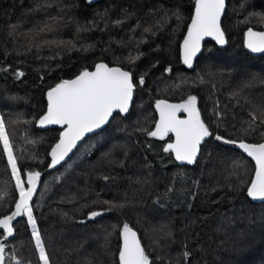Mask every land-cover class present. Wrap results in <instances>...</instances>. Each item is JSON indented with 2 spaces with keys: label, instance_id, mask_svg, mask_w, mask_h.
<instances>
[{
  "label": "trees",
  "instance_id": "obj_1",
  "mask_svg": "<svg viewBox=\"0 0 264 264\" xmlns=\"http://www.w3.org/2000/svg\"><path fill=\"white\" fill-rule=\"evenodd\" d=\"M228 2L229 47L207 41L190 71L180 50L195 0H0V115L26 188L27 172L50 167L62 132L37 127L50 88L100 62L130 71L137 87L129 116L117 114L43 178L31 206L49 264H119L125 222L153 264H264V203L247 195L255 162L216 140L264 142V125L249 130L252 114L259 124L264 111V55L249 53L244 40L249 28L264 32V0ZM50 17L57 18L54 31L36 35ZM189 95L212 133L192 164L164 151L175 140L171 133L146 134L159 120L156 101L179 104ZM18 198L0 143V219L15 211ZM104 202L123 207L105 211ZM91 211L102 214L90 218ZM32 231L24 214L7 240L9 253L23 264H43Z\"/></svg>",
  "mask_w": 264,
  "mask_h": 264
},
{
  "label": "snow or ice",
  "instance_id": "obj_2",
  "mask_svg": "<svg viewBox=\"0 0 264 264\" xmlns=\"http://www.w3.org/2000/svg\"><path fill=\"white\" fill-rule=\"evenodd\" d=\"M43 7H50V5ZM224 10L225 0H195L194 15L188 25L187 35L182 45L183 63L185 65L192 67L193 58L200 51V42L205 36L214 37L221 45L226 43L225 34L220 25ZM49 19L52 24L45 22L43 26L35 27L36 35L54 31L53 25L57 18L50 17ZM260 19L264 21V15H261ZM114 23L121 24L123 21L118 20ZM12 28L14 32L16 26L13 25ZM145 31H150V29H145ZM246 46L254 52L264 51V32H254L249 28ZM166 71H171V68L166 69ZM18 75L23 76L24 73L19 72ZM139 83H144L143 76L139 77ZM135 88L136 84L131 72L125 71L121 67H110L103 62L97 63L94 71L84 69L74 79L62 80L50 88L47 92V111L40 117L38 123L40 125H62L64 131L61 132L59 141L52 147V163L49 166H55L64 160L76 146L77 141H80L85 134L101 129L109 122V118L116 110L123 113L128 112L133 101ZM156 109L159 112V120L155 123V129L147 131L146 134L163 139L170 132L174 133L175 141L168 143L164 151L174 152L177 161L188 164L195 163L201 142L205 137L212 135L201 119L200 111L197 108V97L189 95L186 100L179 104L158 100L156 101ZM180 112L187 113V118H180L178 115ZM257 119L253 113L249 130L255 131L256 127L264 125V111L261 112L259 124H257ZM260 135L264 137V132H261ZM216 139L221 140L223 138L217 136ZM0 143H2L3 152L7 154L12 175L16 179V188L19 189V199L15 201V211L10 216H4L0 219V226L7 231L8 236H12V221L16 217L26 214L33 229L32 235L39 250V259L43 261V264H49V258L37 229L36 219L33 216V208L29 203L36 191V184L41 173L39 171L27 172L28 187H25V181L21 178V169L18 168L17 158L13 154V145L6 130L3 115H0ZM226 143L236 144L237 142L230 140ZM238 147L255 161L254 176L248 182L247 195L253 200L264 201V142L246 143L241 140ZM173 191V188H169L165 197L170 199L169 194ZM191 195L194 199L196 193ZM104 203L110 205L105 211L111 210V207H123V205H111L110 202ZM157 203L161 204L159 198ZM101 214V212L91 211L89 217L95 218ZM120 235L123 244L119 249V264H153L149 258L150 254L142 246L137 232L127 222L123 223L120 228ZM166 235H170V233ZM5 251L6 243L0 242V264H5ZM183 255L187 258L191 253L185 251ZM15 264H23V262L16 260Z\"/></svg>",
  "mask_w": 264,
  "mask_h": 264
},
{
  "label": "water",
  "instance_id": "obj_3",
  "mask_svg": "<svg viewBox=\"0 0 264 264\" xmlns=\"http://www.w3.org/2000/svg\"><path fill=\"white\" fill-rule=\"evenodd\" d=\"M95 1H96V0H95ZM228 3H229L228 0H225V10H224L223 14L221 15V19H220L221 29L223 30L224 34H225V30H224V28H223V20H225V17H226L225 14H226V11H227V8H228ZM194 11H195V9H194ZM193 15H194V14H193ZM190 23H191V22H190ZM252 30H253L254 32H262V31H260V30H257V31L254 30V29H252ZM247 32H248V31H247ZM247 32H245V36H244V40H245V48H246V50H247L249 53H251V54H253V55H255V56H258V55H264V51H261V52H254V51H252L251 49H249V48L246 46ZM185 36H186V35H185ZM225 40H226V43L223 44V45H221V44H219V43L215 40L214 37H212V36H205V37L203 38V40L200 42V51L197 52L196 56L193 58L192 67H189L188 65H185V64L183 63V61H182L183 66H184L186 69L190 70V71H194V69H195V68H194V67H195V63H196L197 60H199V59L202 57V54H203V52H204V48H205V46H206L207 41H209V42H214V43L218 46V48H221V49L224 50V49H226L227 47H229V41L227 40L226 36H225ZM183 41H184V40H183ZM183 41H182V45H183ZM180 53H181L182 60H183V49H182V48H181V50H180ZM103 63H104V62H103ZM115 67H119V66H115ZM94 70H95V69H94ZM94 70H90V71H94ZM129 72H130V71H129ZM136 89H137V87L134 89V92H133V101H132V103H131L130 106H129V111H128V112L123 113V112H120L119 110H116V111L113 113L112 117L109 118V122H108L107 124H105L104 126H102L101 129H96V130H94V131L91 132V133H87V134H85V136H84L80 141H77L76 146L72 149L71 152H69L68 156H66L64 160H62L59 164H56L55 166L49 167L48 170H46V171H41L40 179L37 181V184H36V191L33 193L32 200L29 202L30 205L33 203L35 197H37V195H38V191H39L40 185L42 184L43 178H45V177H46L47 175H49L50 173H53L54 170L60 169L61 167L64 166L65 163H67L68 160H71V158L74 157V155L76 154V151H77V149L79 148V145H80L81 143H85L90 137H92V135H94V134L96 135V134H99V133H101L102 131H104V129H106L108 126L111 125L110 123L113 121V119L115 118V116H117V114L120 113L123 117H126V116H129V115H130V112L132 111L131 109H132L133 102H135V100H136V97H135ZM46 98H47V97H46ZM155 109H156V104H155ZM182 119H184V118H182ZM37 127L40 128V129H43V131H44V130H50V129H52V128H56V129L62 130V132L64 131V126H62V125H58V124L40 125L39 123H37ZM170 133H171V132H170ZM170 133H169V134H170ZM171 134L174 135V137H175V134H174V133H171ZM211 137H212V135H210V136H208V137H205L204 140L201 142V145H202L205 141H207L209 138H211ZM216 140H217V139H216ZM174 141H175V140H174ZM217 141L221 142L222 144H226V146H231V147H234V148H238V149L240 150V152H241L245 157H247V158H249V159L251 158V157H249L246 153H244L242 149H240V148L238 147L239 142H237L236 144H230V143H226V140H225V139H221V140H217ZM201 145H200V147H201ZM50 153H51V152H50ZM174 154H175V153H174ZM251 159H252V158H251ZM254 162H255V161H254ZM51 163H52V158H50V164H49V165H51ZM254 164H255V163H254ZM27 187H28V185H27ZM248 197H249V196H248ZM18 199H19V198H18ZM250 199H252V198H250ZM252 200H253V199H252ZM253 201H255V203H257V204L264 203V201H261V200H253ZM22 217H23V215H22V216H18V217H16V218L12 221V226H13V235H12V236H8L7 231L4 230V229L2 228V226H0V230H1L3 233H5V237H4L3 239H1L0 242H5V243H6L7 240L9 241V240H12V239L14 238V236H15V233H14V225H16L18 219H19V218H22ZM135 231H136V230H135ZM136 232H137V231H136ZM137 235H138V232H137ZM138 237H139V236H138ZM122 241H123V239H122ZM141 244H142V241H141ZM142 246H143V244H142ZM5 263H6V259H5Z\"/></svg>",
  "mask_w": 264,
  "mask_h": 264
},
{
  "label": "built area",
  "instance_id": "obj_4",
  "mask_svg": "<svg viewBox=\"0 0 264 264\" xmlns=\"http://www.w3.org/2000/svg\"><path fill=\"white\" fill-rule=\"evenodd\" d=\"M9 251H10V248L7 246V241H6V251H5L6 263L5 264H15L16 260H20V259H17L15 255H11Z\"/></svg>",
  "mask_w": 264,
  "mask_h": 264
},
{
  "label": "rangeland",
  "instance_id": "obj_5",
  "mask_svg": "<svg viewBox=\"0 0 264 264\" xmlns=\"http://www.w3.org/2000/svg\"><path fill=\"white\" fill-rule=\"evenodd\" d=\"M180 113H182V112H180ZM186 114V116H187V113H185ZM19 168V167H18Z\"/></svg>",
  "mask_w": 264,
  "mask_h": 264
}]
</instances>
